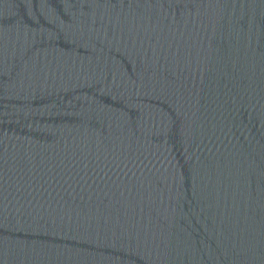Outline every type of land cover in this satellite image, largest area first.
I'll return each instance as SVG.
<instances>
[{"label": "water", "instance_id": "water-1", "mask_svg": "<svg viewBox=\"0 0 264 264\" xmlns=\"http://www.w3.org/2000/svg\"><path fill=\"white\" fill-rule=\"evenodd\" d=\"M0 264H264V0H0Z\"/></svg>", "mask_w": 264, "mask_h": 264}]
</instances>
